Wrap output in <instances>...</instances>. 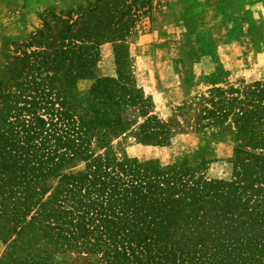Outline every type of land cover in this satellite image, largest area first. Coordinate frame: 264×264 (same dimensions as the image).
I'll return each mask as SVG.
<instances>
[{
  "label": "trees",
  "instance_id": "16d2710c",
  "mask_svg": "<svg viewBox=\"0 0 264 264\" xmlns=\"http://www.w3.org/2000/svg\"><path fill=\"white\" fill-rule=\"evenodd\" d=\"M120 2L98 0L76 22L50 12L41 30L12 44L1 67L6 256L12 264H50L58 250L85 254L92 264H264V81L218 91L191 108L199 129L233 120L240 143L230 180H208L206 164L117 160L106 153L110 142L150 106L123 72L119 45L116 78H97L85 98L71 90L94 77L100 45L118 41L128 26ZM101 7H108L105 19L91 28ZM136 129L146 145L166 146L172 137L155 117Z\"/></svg>",
  "mask_w": 264,
  "mask_h": 264
},
{
  "label": "rangeland",
  "instance_id": "374dc122",
  "mask_svg": "<svg viewBox=\"0 0 264 264\" xmlns=\"http://www.w3.org/2000/svg\"><path fill=\"white\" fill-rule=\"evenodd\" d=\"M39 1L52 5L39 13L35 31L17 35L22 23L13 19L14 6L0 0V70L7 64L6 56L13 54L12 44L41 30L50 12L76 22L98 0ZM119 4L123 20L127 15V28L118 33V41L100 45L94 77L77 80L71 90L73 96L85 98L97 78H116L115 47L119 45L123 72L130 74L150 106L147 117L137 115V124L113 139L106 153L119 161L161 168L206 164L203 175L208 180H230L234 150L240 143L233 120L199 129L191 108L218 91L264 81V0H121ZM100 10L91 18V28L103 22L108 7ZM149 117H155L172 134L168 145L139 141L136 128ZM11 243L0 241L1 264H12L6 256ZM22 247L19 244L14 252L20 254ZM49 263L92 264V259L77 251L58 250Z\"/></svg>",
  "mask_w": 264,
  "mask_h": 264
},
{
  "label": "crops",
  "instance_id": "0c3cea01",
  "mask_svg": "<svg viewBox=\"0 0 264 264\" xmlns=\"http://www.w3.org/2000/svg\"><path fill=\"white\" fill-rule=\"evenodd\" d=\"M14 6L13 19L22 23V27L18 29V34L21 35L24 32L30 33L35 31L38 26L39 13L43 11L45 7L52 4L41 3L39 0H7ZM45 8L44 10H46ZM15 20V21H16ZM21 31V32H20Z\"/></svg>",
  "mask_w": 264,
  "mask_h": 264
}]
</instances>
